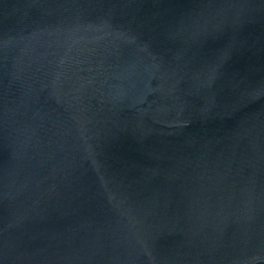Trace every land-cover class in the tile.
I'll list each match as a JSON object with an SVG mask.
<instances>
[{
	"label": "water",
	"instance_id": "95a60500",
	"mask_svg": "<svg viewBox=\"0 0 264 264\" xmlns=\"http://www.w3.org/2000/svg\"><path fill=\"white\" fill-rule=\"evenodd\" d=\"M0 264H264V0H0Z\"/></svg>",
	"mask_w": 264,
	"mask_h": 264
}]
</instances>
